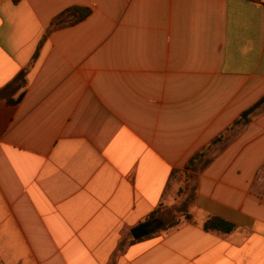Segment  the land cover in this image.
Listing matches in <instances>:
<instances>
[{
	"label": "crops",
	"instance_id": "crops-1",
	"mask_svg": "<svg viewBox=\"0 0 264 264\" xmlns=\"http://www.w3.org/2000/svg\"><path fill=\"white\" fill-rule=\"evenodd\" d=\"M21 71L0 94V264H264V106L185 170L264 97V0H0V90Z\"/></svg>",
	"mask_w": 264,
	"mask_h": 264
},
{
	"label": "trees",
	"instance_id": "trees-1",
	"mask_svg": "<svg viewBox=\"0 0 264 264\" xmlns=\"http://www.w3.org/2000/svg\"><path fill=\"white\" fill-rule=\"evenodd\" d=\"M78 10V9H75ZM80 12V17L79 19L87 16L89 14V12L87 10H79ZM64 14H62L61 16H63ZM60 16V17H61ZM59 17V18H60ZM57 19H55L56 21ZM55 21H53V23L51 24V30H54L57 28V26L55 25ZM25 71H21L19 73V75L10 83H8L7 86H5L3 89L1 88L0 90V94L3 91H6L7 89H10L12 86L14 87V90H16L17 88H20L23 86V84L25 83ZM264 106V97L261 98V100L259 102H257L254 106H252L251 108H249L248 110H246L245 112H243V114H241V116L234 121V123L224 132L222 133L220 136L216 137L214 140H212V142L207 145L205 148H203L201 151H199L198 153L195 154V156L187 163V165L185 166V170H190L192 169V167H195L196 164L199 162V159L206 154L210 148H212L213 146L216 145H221V144H225L228 141H230L232 138L235 137L236 132L241 129L242 127H244L250 120H251V115H253L259 108ZM181 174V173H180ZM176 176V173L173 174V177ZM162 211V206L161 208H159L158 210H156L155 212H153V214H151V218H154L157 215H160ZM185 219H189L190 216L188 214H185ZM181 222L180 219L174 220L172 222H170L166 228H170L173 226L178 225ZM203 227L205 230H220V231H224V232H230L231 230H233V225L225 222L224 220L220 219V218H210L207 221L204 222Z\"/></svg>",
	"mask_w": 264,
	"mask_h": 264
},
{
	"label": "rangeland",
	"instance_id": "rangeland-1",
	"mask_svg": "<svg viewBox=\"0 0 264 264\" xmlns=\"http://www.w3.org/2000/svg\"><path fill=\"white\" fill-rule=\"evenodd\" d=\"M212 151H214V150H212ZM211 151V152H212ZM203 166V162H201L199 165H198V167L197 168H200V167H202ZM183 178V182H185L186 183V180H187V175H185V174H182V177H181V179ZM185 183L183 184V186H181L180 187V190H179V194L180 195H183V194H186L187 195V192L185 193V189H186V185H185ZM191 184H192V181H191ZM184 200H185V198L183 199V200H181V201H179L177 204H175L174 206H169V207H166V208H164V210H163V213H162V215H163V218H164V221L166 222V223H170V222H172V221H174V220H177V219H182V218H185L184 216H185V214L186 213H177L178 212V206H180V208L182 207V205H183V203H184ZM181 222H182V220H181Z\"/></svg>",
	"mask_w": 264,
	"mask_h": 264
},
{
	"label": "water",
	"instance_id": "water-1",
	"mask_svg": "<svg viewBox=\"0 0 264 264\" xmlns=\"http://www.w3.org/2000/svg\"><path fill=\"white\" fill-rule=\"evenodd\" d=\"M75 18V13L68 14L65 18L61 20L60 23H67L72 21ZM152 223L150 221L143 222L137 225L135 228L132 229L131 233L135 239H139L145 235H148L150 232L153 231L151 228Z\"/></svg>",
	"mask_w": 264,
	"mask_h": 264
}]
</instances>
